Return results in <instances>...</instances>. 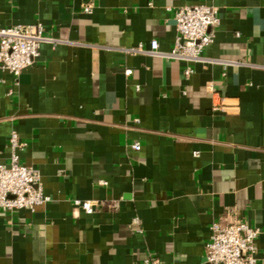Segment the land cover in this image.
<instances>
[{"label":"crops","instance_id":"0c3cea01","mask_svg":"<svg viewBox=\"0 0 264 264\" xmlns=\"http://www.w3.org/2000/svg\"><path fill=\"white\" fill-rule=\"evenodd\" d=\"M196 5L221 19L208 61L150 55ZM18 25L52 41L0 72V164L16 153L51 201L0 213V264H208L212 224L236 221L264 264V0H0V27Z\"/></svg>","mask_w":264,"mask_h":264},{"label":"built area","instance_id":"2783aa9c","mask_svg":"<svg viewBox=\"0 0 264 264\" xmlns=\"http://www.w3.org/2000/svg\"><path fill=\"white\" fill-rule=\"evenodd\" d=\"M93 3L86 4L83 9L92 13ZM177 39L171 52H163L157 40L150 44L148 53L155 57L184 62L189 66L207 62L205 51L210 48L221 26L219 10L208 5L187 6L175 13ZM52 40L44 36L42 25L0 27V72H8L18 79L21 74L33 67L40 55L41 46ZM131 53L144 52L142 46L130 50ZM192 68L188 67L189 76ZM127 76L133 74L126 71ZM12 148L17 151L26 147L21 143L17 133L10 140ZM133 149L140 151L141 146L135 144ZM51 198L44 193L40 182V174L33 167L23 165L14 154L9 165L0 164V213L14 216L18 212L35 211L44 206ZM75 207L87 214L95 211L96 203L92 201H74ZM116 206V205H115ZM138 223V219L135 220ZM260 236L258 229L252 228L242 221L229 225L215 222L211 226L210 240L205 247L208 264H258L257 242ZM142 264H165L156 256H149Z\"/></svg>","mask_w":264,"mask_h":264}]
</instances>
